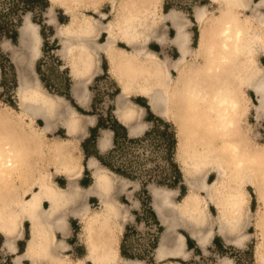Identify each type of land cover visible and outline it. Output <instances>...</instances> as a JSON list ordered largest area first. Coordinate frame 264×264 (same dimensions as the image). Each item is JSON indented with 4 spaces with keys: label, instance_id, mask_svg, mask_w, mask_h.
Here are the masks:
<instances>
[{
    "label": "bare ground",
    "instance_id": "1",
    "mask_svg": "<svg viewBox=\"0 0 264 264\" xmlns=\"http://www.w3.org/2000/svg\"><path fill=\"white\" fill-rule=\"evenodd\" d=\"M50 1L72 16L69 24L60 25L56 36L61 38L60 54L70 61L77 79L72 92L81 107L88 108L90 82L96 73L103 72L104 55L111 74L121 84L116 114L132 137L148 128L143 121L146 109L130 99L133 93L146 97L152 112L162 118H168L172 108L178 107L175 117L182 141L180 152L191 157L186 162V183L192 194L182 210L173 202L176 191L151 188L154 209L166 227L157 259L186 256L187 239L179 229H186L203 248L216 231L228 242L242 244L246 237L240 230L250 225L245 185L252 187L264 203V146L253 147L242 126L250 109L249 90L257 96L258 119L264 118V66L259 61L264 55V0H210L218 6L217 16H209L207 6L199 7L195 12L201 27L196 48L192 47L189 30L192 22L175 9L157 16V0H113L115 17L110 22L105 21L108 14L100 10L104 0ZM85 6L93 8L100 18L79 15ZM244 11L249 15H243ZM168 24L176 32L172 38L167 34ZM105 35L106 41L101 42ZM151 41L175 46L179 57L159 58L148 48ZM120 42L132 51L121 47ZM21 44L29 53L24 60L28 66L33 65L42 55V38L39 26L29 17L21 29ZM21 100L23 112L43 120L45 127L43 131H25L21 119L0 113V233L5 236V250L15 255L14 264H143L120 257L116 248L113 220L117 219L123 229L128 215L120 211L112 192L116 183L126 189L128 182L116 174L110 179L98 159L92 157L88 167L94 182L88 188L79 185L83 166L77 143L95 125L96 118L80 116L68 100L41 90L27 77L21 86ZM58 127L74 139L49 142L46 133ZM111 145L112 131L105 130L101 149L105 151ZM32 147H39V154L46 151L48 160L58 163L56 172L66 177L67 188L50 180L44 166L32 165L36 160ZM212 173L218 175V184L229 183L226 200L217 199L220 188L208 180ZM37 182L39 190L23 200V192ZM198 192L207 198L200 199ZM92 195L103 202L100 214L91 213L88 198ZM210 203L220 212L218 220L206 217ZM70 217L84 225L89 253L80 262H72L68 256ZM24 220L31 224L32 237L25 252L20 253L17 242L24 236ZM259 228V251L264 256V212Z\"/></svg>",
    "mask_w": 264,
    "mask_h": 264
},
{
    "label": "rangeland",
    "instance_id": "2",
    "mask_svg": "<svg viewBox=\"0 0 264 264\" xmlns=\"http://www.w3.org/2000/svg\"><path fill=\"white\" fill-rule=\"evenodd\" d=\"M112 1L113 0H104L102 6L100 7L101 11L108 14V18L105 20L106 22L113 21L115 17L114 9L111 3ZM258 1L259 0H256V2ZM167 4L171 8L170 11L172 9L180 11L192 22L189 26V30L192 34L193 48H196L198 46L201 28L199 23L196 22L195 19L196 10L199 7L207 6L209 10V16L219 15L218 6L215 3H212L210 0H167ZM164 5L165 0H157V16L160 17L167 13V11L164 10ZM50 9H52V12H50ZM93 10V8L88 6L82 7L80 11L81 13L79 15L85 13L87 15H93L96 18H100V15L94 13ZM243 15H249V12L244 11ZM27 17H29L31 22L39 26V33L42 38V55L35 61L33 65L29 66L24 60L25 57L29 55V53L21 44V29L24 27ZM71 19L72 16L70 14H67L63 8H61L59 5L54 4L50 0H0L1 30H11V38L5 33L0 36V113H3L7 116L12 115L13 118L15 117L17 119H21L22 126L24 127L25 131H43L45 127V122L43 120L36 118L33 119L31 116L26 115L23 112L21 103V86L23 84V81L25 80V77H27V79H31L33 83H37L41 90H45L53 96H61L64 99L68 98L69 100H72V89L77 79L71 72L69 64L70 61L67 59H63L60 54V50L62 49L61 38H58L56 36L58 29L62 27L60 25L69 24L71 22ZM54 20L57 23H55ZM168 26L169 27L167 30V34L168 37L172 38L173 36H175L176 32L170 24H168ZM15 29H17L18 33L17 38L13 37V31ZM106 37L107 36L105 35L101 38L100 41L105 42ZM119 45L129 51H132L131 47L126 46L122 42H120ZM160 46H158V43L156 41H151L148 44V48L155 51L161 59L168 56L170 59L176 60L179 57L178 50L175 46L171 44ZM105 59L107 60L106 56L104 55L102 57L101 65L103 66L104 64V71L96 73V75L92 77V80L90 82V100L92 97H94V102L93 110L90 109L89 113L97 114L103 117L107 121V123L113 126L115 120L114 117H116L117 121L119 122L118 116L116 114L117 100L115 102V99L121 93L122 89L120 86L121 84L118 82L115 76L111 74L110 66L109 69L107 68ZM260 64L264 65V57L261 58ZM174 75L177 76V73L174 72ZM249 94L251 97V103L250 109L242 122L243 131L245 132L250 144L253 147H263L264 118L258 119L255 111L257 99L255 101V97L252 92H249ZM140 96L141 95H138V93H133L130 99L134 103L145 107L144 105L148 104V100L144 98V96ZM69 103L71 105H75V103L72 104L70 101ZM177 108L178 107L176 106L172 108L171 115L168 118H162L158 115L156 116V114L154 115L152 114V112H150L152 111L151 109L149 110L147 108L143 117V121L147 124L148 128L146 131H144V133H142L143 135L141 134L140 136H137V138L142 137V141H139L138 143H132L122 140V148L120 149V151L114 154L112 162L117 166L122 164L131 166L129 171H131V174L134 176L133 178L123 177L102 165L105 168L106 172L109 173L110 179H115L114 174L120 176L121 178H124V180L128 182V186L126 189H128L130 184L134 182L136 185L131 187V189L134 190L137 188V194H139L144 202V205L146 206H150V203L152 201L151 188L153 187H163L176 191V195L173 197V202H175L177 207H179V209L181 208L182 210L185 203L184 201L188 196H190V194H192L186 183V162H188L191 157L188 153H184L183 156H181L180 147L182 141L180 137L178 119L177 117H175V115L177 114ZM77 112L82 117L93 116L86 113H80L78 110ZM105 130L107 129H103V132ZM55 131H58L55 135L52 134L47 137L49 142H57L59 140L68 141L74 139V137H71L68 133L67 139L62 138L66 137L65 131H67L62 127H58ZM148 131L152 132L148 135H145ZM165 131H167V133ZM170 133L176 135L177 144L173 143L174 138L172 135H170ZM32 148L35 149L36 152V160L32 165L35 168H37L38 165L44 166L47 177L50 180L52 178L55 181V178L57 177L56 174H58L56 172L58 163L55 160L51 161V158L50 160H48L49 154L46 151L44 152V154L43 152L39 154V147L38 149L37 147ZM77 148L79 156L81 158L79 151V142L77 143ZM198 148L200 147L198 146ZM180 169L182 174L181 179H179L178 176L180 173ZM184 180L187 187L184 184ZM208 180L211 185H215V188H220L219 192L216 193L217 199L226 200L230 195L229 183L222 182L218 184V175L216 173H212L209 176ZM143 185L148 189V193L144 192ZM181 185L182 187L185 186L186 188H188V191L186 195L183 196V198L182 192H180ZM121 186V183H116L114 186V191L112 193L118 200L120 208L122 210L124 209L123 212H127L126 215H128L129 220L133 217L131 216L132 214L130 213L129 209V207L133 206V203L126 200L125 198H122V200L125 201L129 206L128 207L120 201L119 195L126 190L125 188H121ZM35 190H39L38 182L35 184L32 183L30 189L25 193L23 192L22 199L25 200L30 198L33 191ZM245 190V208L246 215L248 218H250V225L247 228L240 230L246 237L242 241V244L228 242L216 231L214 236L218 237L219 235L221 237L219 238L220 241H218L217 243H211V240L205 248L196 250L191 253H188L186 247V256L172 259H185L181 260L182 264H224L225 260H230L232 262L231 264H264V256L261 255L259 251V244L262 241V233L259 228V219L260 215H262L264 212V203L260 200L256 191L252 187L245 185ZM198 195L200 199L207 198V195L205 193L198 192ZM111 196L112 195L109 194L108 197ZM99 200L100 204L99 202H96L93 205V207L97 208L98 210H94L91 207L92 214L96 215L103 212L104 205L102 200ZM48 206L49 205L46 204V207ZM147 211V207L139 210L138 221L132 224L131 227H129L132 231L131 233H129L128 237V244L130 246L129 249L130 253L135 256L133 260H139L143 264H159L154 261V257L157 255V249L159 247L160 241L163 235L166 233V227L162 224L164 228L161 226L159 231L158 229L160 226H157L156 223L151 220ZM207 213L208 215L206 217H208V219H219L220 212L218 208L213 205V203L208 204ZM71 218L73 217H70V219ZM81 225L82 228L80 225H74V229L76 231L73 234L76 238L72 237L71 239H74V242H79L78 235L80 234V237L86 246V252L82 257L74 258L70 254L77 252V254L82 255L84 253L83 248L78 246V248L75 247L72 251H70V247L68 256L72 262H80L81 260L85 259V256L88 255L87 240L83 236L84 225L83 223H81ZM22 226L24 228V236L20 241L17 242L18 252L20 253L25 252L29 240L32 237L30 222L24 220L22 222ZM116 228L117 232L115 238L117 240L118 254L120 257L126 259V257L121 255L120 251L123 230H121L119 227ZM178 232L183 235L188 234L186 229H179ZM58 236L60 238H64L61 234H59ZM157 237L158 243L156 245V248L152 249L151 245L153 241L157 239ZM231 238H233V236H231ZM4 240L5 236L0 233V264H14L15 255L5 250V248L3 247ZM21 248L23 251H20ZM159 262L164 263L167 262V260ZM175 263L176 262H173V264ZM25 264L32 263L29 261H25Z\"/></svg>",
    "mask_w": 264,
    "mask_h": 264
},
{
    "label": "crops",
    "instance_id": "3",
    "mask_svg": "<svg viewBox=\"0 0 264 264\" xmlns=\"http://www.w3.org/2000/svg\"><path fill=\"white\" fill-rule=\"evenodd\" d=\"M263 11H264V8H263ZM246 12H249V11H246ZM158 46H160V44L158 43ZM161 47V46H160ZM262 57H264V55H261L260 56V61H261V58ZM105 61H106V64H107V68L109 69V63H108V61L105 59ZM262 63V62H261ZM263 65V64H262ZM264 66V65H263ZM102 68H103V71H104V64H103V66H102ZM120 91V90H119ZM249 92H252V91H248V94H249ZM72 93V92H71ZM253 93V92H252ZM253 95H254V97H255V101H256V99H257V96L255 95V93H253ZM141 97V96H140ZM117 98H118V96L116 97V99H115V102H116V100H117ZM143 98V97H142ZM144 98H146V97H144ZM249 102L251 103V97H250V94H249ZM67 100H69L68 98H66ZM147 99V98H146ZM73 100V101H72ZM72 100H69L72 104L73 103H75V105L73 104V106L80 112V113H86V114H90L89 112V110L90 109H92L93 110V102H94V97H92L91 98V100H90V102L88 103V108L87 109H84L83 107H81L79 104H77V102L75 101V99H74V97H73V95H72ZM148 100V99H147ZM116 104V103H115ZM148 105H149V102H148ZM116 107H117V104H116ZM116 107H115V109H116ZM148 107H150V106H148ZM145 109H147V108H145ZM150 109V108H149ZM83 111V112H81V111ZM152 112V111H151ZM153 113V112H152ZM154 114V113H153ZM90 115H93V116H95L96 117V122H95V125L94 126H91V127H89V131H87L88 132V134L83 138V139H80V140H78L79 141V147H80V155H81V164H82V166H83V172H82V177H81V179L79 180V185L81 186V187H84V188H88V187H90L92 184H93V182H94V178H93V171H92V169H89V160L92 158V157H95L96 159H98V157H97V155H100V156H105V155H107L113 148H114V141H115V131H113L112 129H110V128H108L107 130H111L112 131V145H111V147H109L107 150H105V151H103L102 149H101V146H100V136L102 135V133H103V128H100L99 129V131H98V133H97V137H96V140H91V136H92V130L93 129H95V128H97V126H98V123H99V119H100V116L99 115H97V114H90ZM155 115V114H154ZM114 116H115V114H114ZM157 116V115H156ZM116 118V117H115ZM117 120V119H116ZM120 122V121H119ZM124 126V125H123ZM125 127V126H124ZM126 129H127V127H125ZM56 132H58V131H52V132H50V133H46V136L48 137L49 135H55L56 134ZM65 134H66V137H62V138H64V139H67L68 138V134H67V131H65ZM127 134H128V137L129 138H137V137H131V133H130V131L127 129ZM61 137V136H60ZM98 161H99V163L101 164V165H103L102 163H101V161L98 159ZM104 166V165H103ZM104 167H106V166H104ZM56 178H55V181H56V183L58 184V185H60L61 187H63V188H65V187H67V184H68V182H67V180H66V178L63 176V175H61V174H56ZM124 177V176H123ZM58 178H61V179H58ZM183 178H184V176H183ZM131 181V180H130ZM133 182V181H132ZM184 184L186 185V183H185V180H184ZM136 184L133 182L132 184H130V186H129V188L128 189H126L125 190V192H123V193H121L120 195H119V199H120V201L121 202H123L126 206H128L127 204H126V202L125 201H123L122 200V198L124 199H126V200H128V201H131L132 203H133V206H131V207H129V209H130V213L132 214V218L131 219H129L128 221H127V223L124 225V228L123 229H121L119 226V223L117 224V219L115 220H113L114 221V226H113V230H114V235H115V237H116V232H117V228L116 227H119L121 230H123V235H122V238H121V246H122V243H123V241H124V239H125V235H126V233L128 232V229H129V227H131L132 226V224H134L135 222H137L138 221V215H139V210H141V209H144L145 208V205H144V202H143V200H142V198L139 196V194H137V188L136 189H131V187H133V186H135ZM186 187H187V185H186ZM188 189V188H187ZM178 190H180V189H178ZM188 191V190H187ZM181 192V191H180ZM179 196H180V194H179ZM178 196V197H179ZM183 198V197H182ZM89 202H90V205H91V207L94 209V210H98L97 208H94L93 207V205L96 203V202H99V204H100V200H99V198L98 197H96V195H92V196H90L89 198ZM151 204H150V206H151V208H152V210L154 211V213L156 214V216H157V219H158V221L160 222V224L162 225V223H161V221H160V219H159V217H158V215H157V213H156V211H155V209H154V205H153V197L151 196ZM124 210V209H123ZM123 210H120L121 212L123 211ZM120 221H122V220H120ZM74 225H77V226H81V228H82V225H81V223H80V221H78L77 219H75V218H71L70 219V232H69V234H68V236H67V238H66V242L69 244V246L71 247V250L70 251H72L75 247H77L78 248V246L79 247H82L83 248V251H84V253L82 254V255H79V254H77V252H74V253H71L70 255H72L74 258H77V257H82L84 254H85V252H86V246H85V244L83 243V241H82V239H81V237H80V234L78 235V238H79V242H77V241H75L74 242V239H71L72 237H74V238H76L75 237V235L73 234L76 230L74 229ZM164 228V227H163ZM188 232V231H187ZM185 236H186V239H187V250H188V253H191V252H194V251H196V250H201L203 247H201V245H199V243L197 242V240L196 239H194L189 233L188 234H184ZM217 238H221L219 235H218V237H216V236H214L213 237V239H212V242L211 243H215V240L217 239ZM25 245H26V242H25ZM88 246V245H87ZM24 248H25V246H24ZM116 248H117V243H116ZM117 251H118V249H117ZM120 251H121V247H120ZM88 253H89V249H88ZM75 255H77V256H75ZM121 255H122V253H121ZM123 256V255H122ZM181 260H185V259H177V260H173V259H167V262H159L158 260H157V258H156V256L154 257V261L156 262V263H159V264H173V262H176L175 264H182V261ZM147 263V262H146ZM90 264V263H89Z\"/></svg>",
    "mask_w": 264,
    "mask_h": 264
},
{
    "label": "trees",
    "instance_id": "4",
    "mask_svg": "<svg viewBox=\"0 0 264 264\" xmlns=\"http://www.w3.org/2000/svg\"><path fill=\"white\" fill-rule=\"evenodd\" d=\"M170 9L171 8L168 6L167 0H165L164 10L168 12V11H170ZM13 32H14V36L13 37L14 38H17V36H18L17 29H15ZM4 33L7 34V35H9V37L11 38V30H9V31H2L1 30V27H0V36L2 34H4ZM144 106L149 109L148 104H146ZM81 112H83V111H81ZM100 128H103V129L110 128L113 131H115V141H114V148L107 155H105V156L97 155L98 159L101 161V163L104 166H106L107 168H109L111 171H113V172H115V173H117V174H119L121 176L127 177V178H133L134 176L131 174V171H129V169H130L131 166L123 165V164L117 166L115 163L112 162L113 161V156H114V154L116 152L120 151V149L122 148V140L128 141V142H132V143H138L139 141H142V137L129 138L128 137V134H127V129L121 123H119L116 120V118L114 120V125L112 126L109 123H107V121L103 117L100 116V119H99V123H98L97 128H95V129L92 130L91 140H96L97 133H98V131H99ZM151 132L152 131H148L145 135H148ZM165 132L167 133V131H165ZM170 135H172L173 138H174L173 143L177 144V137H176V135L175 134H172V133H170ZM178 176H179V179L182 178L181 169H180V173H179ZM143 190H144V192L148 193V189L144 185H143ZM184 190H185V192H184ZM181 192H182V197L185 196L186 193H187V188L185 186L182 187V185H181ZM145 207L148 208L147 213L150 216L151 220H153L156 223L157 226H160L159 229H158L160 231V228H161L162 225L158 221L156 214L152 210L151 206H146L145 205ZM131 232L132 231L129 228L128 229V232L125 235V239H124V241L122 243V246H121V253L126 258L134 259L135 256L130 253V249H129L130 246L128 244V237H129V233H131ZM218 241H220L219 238H217L215 240V243H217ZM157 243H158V237H157V239H155L153 241V243L151 245V248L152 249L156 248ZM20 251H23L22 248H21Z\"/></svg>",
    "mask_w": 264,
    "mask_h": 264
}]
</instances>
